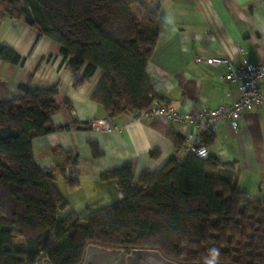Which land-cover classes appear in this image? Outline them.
Listing matches in <instances>:
<instances>
[{
    "label": "trees",
    "instance_id": "obj_1",
    "mask_svg": "<svg viewBox=\"0 0 264 264\" xmlns=\"http://www.w3.org/2000/svg\"><path fill=\"white\" fill-rule=\"evenodd\" d=\"M150 1L0 0V15L56 42L75 87L100 70L91 99L113 118L139 113L155 98L146 67L156 45L159 12ZM0 58L20 63L2 45ZM21 90V98L0 101V264H32L41 252L52 264H81L89 245L156 250L178 264H206L216 247L218 264H264V198L253 200L213 174L233 164L211 154L187 155L181 163L174 156L137 180L131 164H124L101 176L117 182L120 200L84 216H60L67 202L54 175L36 164L32 142L71 126L51 124L60 108L56 86ZM201 136L203 146L212 143L209 131ZM168 137L176 150L182 146L178 135ZM90 149L94 157L100 155L95 144ZM75 162L66 154V165Z\"/></svg>",
    "mask_w": 264,
    "mask_h": 264
},
{
    "label": "crops",
    "instance_id": "obj_2",
    "mask_svg": "<svg viewBox=\"0 0 264 264\" xmlns=\"http://www.w3.org/2000/svg\"><path fill=\"white\" fill-rule=\"evenodd\" d=\"M158 8L156 45L146 67L153 95L165 99L179 112L196 114L237 101L239 83L220 82L217 77L225 66L196 63V55L226 56L241 62L264 63V0H151ZM0 45L13 50L20 63L14 65L0 58V101L23 96L22 86H56L60 108L51 118L56 130L33 140V156L40 169L51 172L55 186L67 202L60 216L75 212L80 216L103 208L122 198L115 180L101 176L131 164L137 180L142 172L161 168L174 157L176 148L170 133L186 143L189 124H176L154 118L136 121L132 114L108 117L91 97L100 70L84 84L75 87L74 75L60 53L59 45L38 37L25 23L0 15ZM243 52H239L238 48ZM82 70L78 72V76ZM259 91L264 93V80ZM67 101L68 105H63ZM106 120L108 133L91 131L92 120ZM232 127L218 121L213 141L205 148L228 169L213 174L229 179L251 199L264 198V109L244 110ZM90 143L99 156L94 157ZM66 154L76 162L66 165ZM71 182L72 184H70Z\"/></svg>",
    "mask_w": 264,
    "mask_h": 264
},
{
    "label": "built area",
    "instance_id": "obj_3",
    "mask_svg": "<svg viewBox=\"0 0 264 264\" xmlns=\"http://www.w3.org/2000/svg\"><path fill=\"white\" fill-rule=\"evenodd\" d=\"M264 6V2H263ZM239 52L242 48L237 47ZM196 63H203L209 66H225L227 71L219 75L220 82L238 81V99L232 104H223L213 110H200L196 114L179 112L177 108L169 104L165 99L155 97L151 100L150 106L139 113L132 114L136 121L154 118H163L166 121L176 124H189L193 131L188 133L186 143L180 146L175 156L176 162L181 163L187 155H194L200 159L209 155L208 150L202 144L201 133L205 130L212 135L218 121H228L232 127H236L240 113L244 110L264 109V93L259 91L261 82L264 80V63L254 64L249 60L237 62L226 56L217 55H196ZM88 127L91 131L108 133L121 128L111 127L106 120H92ZM32 264H52L45 252L39 253Z\"/></svg>",
    "mask_w": 264,
    "mask_h": 264
},
{
    "label": "water",
    "instance_id": "obj_4",
    "mask_svg": "<svg viewBox=\"0 0 264 264\" xmlns=\"http://www.w3.org/2000/svg\"><path fill=\"white\" fill-rule=\"evenodd\" d=\"M81 264H178L164 258L156 250L132 249L128 252L117 248L89 245Z\"/></svg>",
    "mask_w": 264,
    "mask_h": 264
},
{
    "label": "clouds",
    "instance_id": "obj_5",
    "mask_svg": "<svg viewBox=\"0 0 264 264\" xmlns=\"http://www.w3.org/2000/svg\"><path fill=\"white\" fill-rule=\"evenodd\" d=\"M219 257H220V249L216 247H212L209 250V256L206 259V264H218Z\"/></svg>",
    "mask_w": 264,
    "mask_h": 264
}]
</instances>
